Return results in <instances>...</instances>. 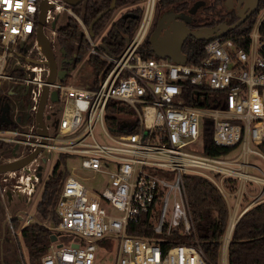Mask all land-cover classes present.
<instances>
[{
	"label": "built area",
	"instance_id": "obj_1",
	"mask_svg": "<svg viewBox=\"0 0 264 264\" xmlns=\"http://www.w3.org/2000/svg\"><path fill=\"white\" fill-rule=\"evenodd\" d=\"M39 1L0 0V144L28 145L30 151L41 146L56 152L52 162H59L61 154L72 160L69 165L66 158L63 161L67 173L57 184L53 206L57 221L42 223L56 237L49 239L39 264H219L205 257L196 239L183 178L189 173L211 181L225 200L228 218L220 264H226L230 216L235 223L264 199V173L248 158L253 154L264 161V33L258 30L264 6L244 35L245 46L223 34L205 40L203 56L196 62L185 55V62L175 63L169 57L143 54L156 0H143L138 24L114 55L100 46V40L93 41L71 6L46 0L43 30L54 25L51 9L65 8L86 37L85 51L105 62L96 87L90 88L57 77L46 83L45 56L35 37ZM51 32L56 35V30ZM9 82L20 83L27 98L24 121V110L9 103L10 95L17 93ZM44 83V103L51 91L56 92L57 99L50 100L56 106L50 108L59 112L55 133L47 128L45 136L37 131L36 120ZM190 90L206 91L211 103L186 102ZM109 100L132 109L117 114L127 126L135 127L133 132L108 131L104 118ZM44 103L45 124L50 112L44 114ZM207 122L213 144L229 148L224 154L202 152ZM30 162L0 179L3 202L9 185L23 198H32L41 178ZM245 197H249L246 202ZM141 213L149 215L153 236L126 233L127 223H136ZM22 220L17 230L9 220L18 248L23 243L21 227L35 222L31 216ZM173 234L192 238L189 243L162 246Z\"/></svg>",
	"mask_w": 264,
	"mask_h": 264
},
{
	"label": "trees",
	"instance_id": "obj_2",
	"mask_svg": "<svg viewBox=\"0 0 264 264\" xmlns=\"http://www.w3.org/2000/svg\"><path fill=\"white\" fill-rule=\"evenodd\" d=\"M139 1L143 0H81L77 5L71 6V8L75 14L80 16L87 31L88 25L93 18L99 12L104 11L93 23L91 35L89 36L92 39L100 36V43L103 44L105 50L114 55L123 48L125 39L131 37L133 29L139 22L142 7L136 5L128 11L136 14V17L133 15L121 17V14H119L112 21L113 12L118 7L137 4ZM189 2L190 0H156L154 12L158 14L169 6H174L179 10L184 8ZM263 6L264 0H258L257 9ZM255 17L256 11L251 17L224 34L236 37L235 42L238 46H245L247 39L244 35L252 26ZM66 20V23L56 31L55 37L59 48L63 49L62 56L71 58L72 63L75 65L85 52V47L88 43L80 25L71 17H68ZM108 24L109 26L106 31L101 34ZM258 30L260 33H264V18L260 22ZM204 42V39L199 40L191 36L187 37L181 45V51L187 55L189 60L196 62L203 56L202 45ZM142 50L146 56L152 54L148 36L142 44ZM87 62L90 65L92 77L90 82L85 86L94 88L97 84L98 74L101 72L105 62L93 55H88ZM61 65L63 68H67L66 61H61ZM186 102L195 106H205L211 103V98L206 91L202 92L198 90L195 93L193 90H190L186 96ZM105 108V124L111 134L134 131L135 127L131 125L127 126L125 120H122L117 114L121 110L131 113L132 109L128 105L116 100H109ZM205 124L206 127L202 136V152L211 155L224 154L229 148L215 146L211 141V124L208 122ZM0 148L4 149V144H0ZM63 156L64 154H61L60 158L62 159ZM59 165L60 163L57 161L51 174L46 177L40 199L36 204V209L42 218L53 223L57 221V217L53 212L57 184L59 179L67 173L65 169L62 172L59 171ZM183 178L197 242L203 250L205 257L211 262L216 263L219 252L218 248L221 244V237L228 218L225 200L208 179L192 173L184 175ZM11 224L15 230L19 229L20 220H18V216L11 218ZM125 230L126 233L134 236H153L155 233L152 231V224L147 213H141L136 223L128 222ZM231 230L226 245V264H264V199L246 209L236 220ZM20 233L26 248L28 263L39 264V259L46 252L49 244V229L40 222H34L21 227ZM191 236H177L173 234L171 240L161 242V245L166 246L172 242L189 243L192 238ZM0 264L11 263L1 259Z\"/></svg>",
	"mask_w": 264,
	"mask_h": 264
},
{
	"label": "rangeland",
	"instance_id": "obj_3",
	"mask_svg": "<svg viewBox=\"0 0 264 264\" xmlns=\"http://www.w3.org/2000/svg\"><path fill=\"white\" fill-rule=\"evenodd\" d=\"M139 5L140 7H143L144 2L139 1L137 4H131V5H126L123 7H118L114 10L113 16H112V21L114 20L115 17H117L119 14L123 12H128L133 8L134 6ZM52 15V19H54V25L53 27L50 28H45L44 33L48 38H50V48L52 55L54 56V60L56 63V66L61 65V59L63 58L62 54L59 51V46L57 44V40L54 34H52L51 30H58L60 26L66 23V19L68 17H71V14L65 9V8H58L54 7L50 11ZM153 11V15H154ZM74 14V13H73ZM152 15V18H153ZM109 24L104 28V30L101 32L103 34L106 29L108 28ZM100 40V36H96V38H93V41ZM29 53H32V50L29 46ZM87 57L88 53L85 51L83 55L79 58L77 63L74 65L71 62L67 63V68H66V76L63 78V81L72 83L76 86H85L88 84L91 80L92 73H91V68L89 63L87 62ZM46 72V66H44L43 71L40 73L41 76L43 77ZM8 86H13L14 90L17 92L16 94H11L9 97V103L11 105V108L18 106L20 109H23L24 111L22 113V121L25 120V106L27 102V98L22 95V86L18 82H9ZM52 105L53 108H55L56 104L52 101L49 100V98L46 100L44 103V114H46L48 111L50 112V117L45 118L44 122L46 125V128H48V133L54 134L55 133V128H54V120L58 117L59 112L57 110H53L50 108ZM11 115H14L13 111H11ZM31 138V137H30ZM30 151V147L28 145H20L19 147L12 145V146H7L4 147V149L0 148V162H5L8 160H11L15 157H18L20 155H24ZM57 156L55 151L52 150H47L42 149L39 154L30 162V165L32 167H35L37 171L40 172V182L38 183L37 189L35 193L33 194L31 199H25L23 198L20 194L16 192L11 186L9 185V190L10 194L8 195L5 192V201L3 202V196L0 193V260L4 259L6 261H9L11 264H26V257H27V252L26 248L23 243L19 244L21 245V248L17 247V239L14 237L15 235H12L9 229V218H7V213H10V217L15 216V215H20L22 218L26 217H32L35 219V222H47L46 219H43L40 213L35 209V205L37 201L40 198V194L43 189V184L44 181L43 179L47 176H49L53 165L56 162H52L53 159ZM66 155H64L61 158H59V162L65 161ZM250 163H252L255 167H257L259 170L261 169L264 173V161L261 158H258L257 156L250 154L248 156ZM56 160V159H55ZM62 160V161H61ZM71 159L68 157L66 158V163L67 165L71 164ZM66 163L59 165L58 170L63 171L64 169L67 170ZM251 173L254 174H259V171L257 169H249ZM7 172H1L0 173V179L2 177H7L6 175ZM19 171L16 170V174H18ZM88 181V180H86ZM13 180L11 179V184ZM7 186V184L5 185ZM256 190L254 188L251 193H253ZM8 192V191H7ZM249 197H245L243 199L244 202L248 201ZM231 197L229 196V201L231 202ZM115 214L116 212L113 211ZM23 222V220H20V225ZM226 228V226H225ZM225 230V229H224ZM225 232V231H224ZM224 233L221 237V242L223 240ZM19 239V238H18ZM219 252H218V258H217V263H221L223 259V248L221 245H219ZM25 256V257H24ZM26 259V260H25Z\"/></svg>",
	"mask_w": 264,
	"mask_h": 264
},
{
	"label": "water",
	"instance_id": "obj_4",
	"mask_svg": "<svg viewBox=\"0 0 264 264\" xmlns=\"http://www.w3.org/2000/svg\"><path fill=\"white\" fill-rule=\"evenodd\" d=\"M62 2H65L69 6H75L77 3L81 0H61ZM229 1V0H228ZM240 2V0H238ZM258 0H249V3H247L246 0H244V4L242 6V9L244 7L249 6L246 13L242 14L240 11H238L239 18L234 21L231 24H225L224 22H221L220 24L214 25V26H203L202 28L191 30L188 29L186 26H184V22L179 20H174L171 13H161L155 22V26L149 31L148 33V42L150 45V49L153 54H156L159 57H169L173 62L175 63H183L186 60L185 54L181 51V45L185 40L186 36H191L193 38L199 39V40H207L212 39L215 37H219L223 35L228 30H231L239 25V23L246 17V15L251 12L257 5ZM49 3L46 2V0H40L38 5V12H37V27L35 32V37L37 42L39 43L40 49L42 53L45 56V60L43 63L47 66L48 69V79L46 83L51 82L55 77H57L59 80L63 79L65 77L66 69L60 66H56L54 56L52 55L51 48H50V40L47 38L46 34L44 33L43 26H44V18H45V12L47 9V6ZM104 11L99 12L93 20L88 25V34L91 35V27L93 23H95L96 18H98ZM133 15L136 17V14L130 13V12H123L121 13V17L131 16ZM162 29V30H161ZM128 38L125 39V43H127ZM102 48L103 44L99 43ZM105 49V48H104ZM59 51L61 54H63V49L59 48ZM61 61H66L67 63L71 62V58H65L63 57ZM44 83L41 89V96L38 103V110L36 112V120H37V131L41 133L43 136L47 134V128L45 124L43 123V117H42V107L44 103V99L47 94V84ZM56 92L51 91L50 94V100H56ZM41 143H44V138L41 139ZM18 147V146H17ZM41 151V146H37L32 151L18 156L19 159H21L20 164H18L15 167H8L4 166L5 162H0V173L1 172H8L13 169H18L24 164L29 163L33 160V158L36 157V155ZM15 157V158H18ZM13 158V159H15ZM12 160V159H11ZM9 161V160H8ZM8 191V192H7ZM6 193L9 195L10 190L8 189ZM9 213V212H8ZM10 215V213H9ZM18 216V220L22 219V216ZM14 217V216H12ZM10 217V220L11 218ZM8 218V217H7ZM52 225L53 222L49 221ZM55 235L50 233L49 239L53 240L55 239Z\"/></svg>",
	"mask_w": 264,
	"mask_h": 264
},
{
	"label": "flooded vegetation",
	"instance_id": "obj_5",
	"mask_svg": "<svg viewBox=\"0 0 264 264\" xmlns=\"http://www.w3.org/2000/svg\"><path fill=\"white\" fill-rule=\"evenodd\" d=\"M246 1L249 3V0ZM243 4L244 0H240V2L238 0H190V2L184 8L179 10H177L174 6H169L167 9H163L158 14L154 13L150 30L155 26L157 17L161 13L167 12L172 14L171 18L184 22V26L191 30H196L202 28L203 26H214L220 24L221 22H224L225 24H231L239 18L238 11L244 14L248 10L249 6H246L244 9H242ZM257 5L246 15V17H244L242 21L251 17L255 11H258ZM187 37L190 36L188 35L185 38Z\"/></svg>",
	"mask_w": 264,
	"mask_h": 264
},
{
	"label": "bare ground",
	"instance_id": "obj_6",
	"mask_svg": "<svg viewBox=\"0 0 264 264\" xmlns=\"http://www.w3.org/2000/svg\"><path fill=\"white\" fill-rule=\"evenodd\" d=\"M21 162V159L18 158H15V159H12V160H9L7 162H5L4 166H8V167H15L17 166L18 164H20ZM234 223V219L232 217V215L230 216L229 218V222H228V227H227V232H226V235H225V242L227 241V239H229V236H230V232H231V227Z\"/></svg>",
	"mask_w": 264,
	"mask_h": 264
}]
</instances>
